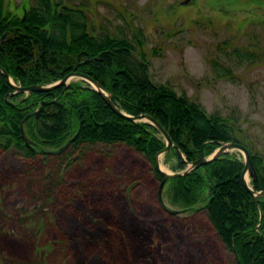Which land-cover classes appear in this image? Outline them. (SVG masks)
I'll use <instances>...</instances> for the list:
<instances>
[{
  "label": "rangeland",
  "instance_id": "obj_1",
  "mask_svg": "<svg viewBox=\"0 0 264 264\" xmlns=\"http://www.w3.org/2000/svg\"><path fill=\"white\" fill-rule=\"evenodd\" d=\"M58 1L82 7L96 36L141 37L154 82L231 118L234 136L264 158V0ZM159 158L174 171L166 151ZM57 161L0 149V264L234 263L205 212L161 205L160 183L135 149L95 143L64 170Z\"/></svg>",
  "mask_w": 264,
  "mask_h": 264
},
{
  "label": "trees",
  "instance_id": "obj_2",
  "mask_svg": "<svg viewBox=\"0 0 264 264\" xmlns=\"http://www.w3.org/2000/svg\"><path fill=\"white\" fill-rule=\"evenodd\" d=\"M84 11L58 0H25L13 7L0 0V65L21 86L50 84L72 71L90 75L113 94L120 109L132 115L149 113L168 130L174 146L166 152V162L173 170L186 168L202 151L210 154L225 141L246 145L234 136L231 118L210 113L187 94L149 77L146 54L137 51L141 37L108 32L96 36L88 29ZM9 76L0 69V149L13 147L28 158L54 157L64 170L76 149L124 143L150 162L161 182L164 175L156 154L165 148L166 139L155 125L120 115L82 78L26 93L14 92ZM29 113L27 142L22 121ZM70 139L62 152H48ZM249 150L259 178L253 188L264 189V158ZM244 167L243 158L227 152L168 179L165 191L174 205L206 213L220 241L234 254L233 264H264V196L255 198L246 187ZM48 175H56L55 167Z\"/></svg>",
  "mask_w": 264,
  "mask_h": 264
},
{
  "label": "water",
  "instance_id": "obj_3",
  "mask_svg": "<svg viewBox=\"0 0 264 264\" xmlns=\"http://www.w3.org/2000/svg\"><path fill=\"white\" fill-rule=\"evenodd\" d=\"M191 0H183L181 1L183 4H187L189 3ZM1 40L2 37L0 36V45H1ZM0 69L7 75L9 76V74L7 73V71L0 65ZM74 76H78L80 78H83L85 80H87L88 82H90L94 88L96 90H98V92L105 98V100L107 101V103L111 106V108L116 111L117 113H119L120 115L127 117L131 120L134 121H148L150 123H152L153 125H155L160 132L162 133V135L165 137L166 139V146L164 149H162L161 151H159L156 154V164L159 168V170L162 172V174L164 175L163 179L160 182L159 185V190H158V195H159V201L161 203V205L169 212L171 213H181L184 212L186 210H189V208H172L169 207L165 200H164V189L166 187V183L168 181V179L174 177V176H178V175H184L187 174L188 172H190L192 169L198 168L204 164H208L209 162L218 159L219 157H221L222 155H224L227 152H232V150L238 149L240 150L243 155H244V163H245V167H244V171H243V181L246 185V187L249 189V191L254 195L255 198H257L258 196H264V189L261 190H256L253 188V186H257L259 183V178H258V174L256 172V169L253 165V161H252V155L251 152L249 150V148L243 144L242 142L239 141H235V140H229V141H225L223 143H221L212 153L210 154H205L204 151H202L201 155L193 160L190 161L188 166L183 169V170H178V171H167L165 169H163L160 165V153L161 152H165L171 149L172 146H174V141L172 139V137L170 136L168 130L157 120L155 119L151 114L149 113H140L138 115H132L129 114L125 111H123L122 109H120L118 107V105L113 101L112 96L113 94L108 91L107 89H105L96 79L92 78L90 75L85 74L83 72L80 71H72L70 73H68L67 75H65L63 78L54 81L50 84H41V83H35V84H31V85H26V86H21L17 83H15L13 81V79L11 78V76H9V81L12 84V86L16 89V91L14 92H29V91H46V90H51L53 88H56L58 86H61L63 84H66L69 82L71 77ZM40 112V109L37 111V114ZM29 114L23 119L22 121V131H23V136L25 138V140L27 142L30 141V138L27 135V132L25 130V121L28 118ZM73 140L70 139L67 142H65L61 147L57 148V149H52L49 150V153H59L62 152L63 150H65L72 142ZM247 172L249 173V175L251 176V179L253 181V185L249 184V181L247 179ZM213 196L210 197L209 202L212 200Z\"/></svg>",
  "mask_w": 264,
  "mask_h": 264
},
{
  "label": "flooded vegetation",
  "instance_id": "obj_4",
  "mask_svg": "<svg viewBox=\"0 0 264 264\" xmlns=\"http://www.w3.org/2000/svg\"><path fill=\"white\" fill-rule=\"evenodd\" d=\"M38 110H39V109H38ZM38 110H36L35 112L37 113ZM29 115H30V113H29Z\"/></svg>",
  "mask_w": 264,
  "mask_h": 264
},
{
  "label": "bare ground",
  "instance_id": "obj_5",
  "mask_svg": "<svg viewBox=\"0 0 264 264\" xmlns=\"http://www.w3.org/2000/svg\"><path fill=\"white\" fill-rule=\"evenodd\" d=\"M30 92V91H29ZM26 93H28V92H26Z\"/></svg>",
  "mask_w": 264,
  "mask_h": 264
}]
</instances>
